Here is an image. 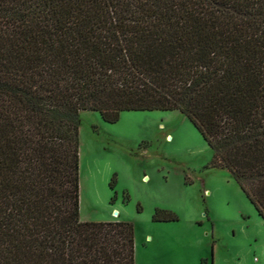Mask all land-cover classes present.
I'll use <instances>...</instances> for the list:
<instances>
[{
    "label": "trees",
    "instance_id": "16d2710c",
    "mask_svg": "<svg viewBox=\"0 0 264 264\" xmlns=\"http://www.w3.org/2000/svg\"><path fill=\"white\" fill-rule=\"evenodd\" d=\"M84 111L184 115L264 223V0H0V264H134L79 217Z\"/></svg>",
    "mask_w": 264,
    "mask_h": 264
},
{
    "label": "rangeland",
    "instance_id": "374dc122",
    "mask_svg": "<svg viewBox=\"0 0 264 264\" xmlns=\"http://www.w3.org/2000/svg\"><path fill=\"white\" fill-rule=\"evenodd\" d=\"M78 122L80 220L131 223L136 264H197L206 228L213 264H264V224L245 218L254 209L228 171L208 167L212 152L184 115L124 112L108 124L84 111ZM156 209L177 221L155 224Z\"/></svg>",
    "mask_w": 264,
    "mask_h": 264
},
{
    "label": "crops",
    "instance_id": "0c3cea01",
    "mask_svg": "<svg viewBox=\"0 0 264 264\" xmlns=\"http://www.w3.org/2000/svg\"><path fill=\"white\" fill-rule=\"evenodd\" d=\"M251 205V204H250ZM251 207L253 208V206L251 205ZM254 209V208H253ZM254 211H255V209H254ZM251 215L252 216H254L256 219H257V221H259L261 224L263 223V221L261 220V218L257 215V213H256V211L255 212H251L250 213V215H246V217L245 218H247V219H249L250 217H251ZM170 223H173V222H156L155 224H170ZM198 225V226H200V227H204V225H203V223H202V221H200V220H197L195 223H194V225ZM264 224V223H263ZM206 227H207V225H206ZM205 227V228H206ZM206 231H205V237H206V239H208V241L206 242V246H205V250H204V252H205V254H199L197 257H196V260H197V264H208V259H207V254H208V248L210 247L211 248V263L210 264H213V257H212V253H213V251H214V246H215V241H214V231H213V228H211V231H209V229L208 228H206L205 229ZM150 240V239H149ZM146 241V240H145ZM148 242H150V241H148ZM145 249L146 250H148L147 249V247H145ZM147 253H148V251H146ZM149 254V253H148ZM136 255H137V249H136V246H135V244H134V264H136ZM147 256V258H150L149 257V255H146Z\"/></svg>",
    "mask_w": 264,
    "mask_h": 264
},
{
    "label": "built area",
    "instance_id": "2783aa9c",
    "mask_svg": "<svg viewBox=\"0 0 264 264\" xmlns=\"http://www.w3.org/2000/svg\"><path fill=\"white\" fill-rule=\"evenodd\" d=\"M117 215V214H116ZM263 245H264V241H263Z\"/></svg>",
    "mask_w": 264,
    "mask_h": 264
}]
</instances>
